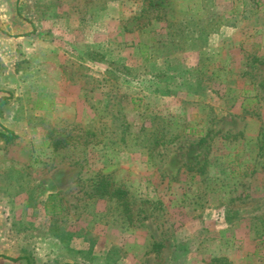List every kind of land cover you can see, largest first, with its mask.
I'll return each instance as SVG.
<instances>
[{"label": "rangeland", "instance_id": "obj_1", "mask_svg": "<svg viewBox=\"0 0 264 264\" xmlns=\"http://www.w3.org/2000/svg\"><path fill=\"white\" fill-rule=\"evenodd\" d=\"M262 61L264 0H0V264H264Z\"/></svg>", "mask_w": 264, "mask_h": 264}, {"label": "trees", "instance_id": "obj_2", "mask_svg": "<svg viewBox=\"0 0 264 264\" xmlns=\"http://www.w3.org/2000/svg\"><path fill=\"white\" fill-rule=\"evenodd\" d=\"M264 63V61H262ZM0 139L6 142H13L17 139V135L10 131H0ZM111 168H103L100 170L95 178L97 179L95 183L92 185V193L94 197H98L101 199H107L109 201L114 202L118 208H121V211L124 215L125 222L129 223V225H133L134 215L132 210V202L129 192L122 188L115 186L109 179H107L106 174ZM56 201V203H54ZM58 202V195L51 194L48 197V200L45 204L46 213L50 216H56L61 213L62 208ZM163 249V244L159 242H154L152 244L151 251L159 253ZM11 259V258H10ZM12 261L18 262L21 260H25L27 264H32L29 258L21 257L16 259H11Z\"/></svg>", "mask_w": 264, "mask_h": 264}]
</instances>
